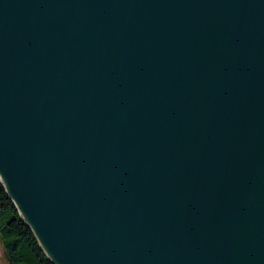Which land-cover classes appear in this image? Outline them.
I'll list each match as a JSON object with an SVG mask.
<instances>
[{"label": "water", "instance_id": "obj_1", "mask_svg": "<svg viewBox=\"0 0 264 264\" xmlns=\"http://www.w3.org/2000/svg\"><path fill=\"white\" fill-rule=\"evenodd\" d=\"M0 184L52 264H264V0H0Z\"/></svg>", "mask_w": 264, "mask_h": 264}, {"label": "trees", "instance_id": "obj_2", "mask_svg": "<svg viewBox=\"0 0 264 264\" xmlns=\"http://www.w3.org/2000/svg\"><path fill=\"white\" fill-rule=\"evenodd\" d=\"M0 248L7 264H52L0 184Z\"/></svg>", "mask_w": 264, "mask_h": 264}, {"label": "rangeland", "instance_id": "obj_3", "mask_svg": "<svg viewBox=\"0 0 264 264\" xmlns=\"http://www.w3.org/2000/svg\"><path fill=\"white\" fill-rule=\"evenodd\" d=\"M0 264H7L6 261H5V259L2 256L1 248H0Z\"/></svg>", "mask_w": 264, "mask_h": 264}]
</instances>
